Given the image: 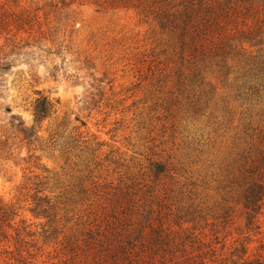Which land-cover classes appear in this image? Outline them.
Masks as SVG:
<instances>
[{
  "label": "rangeland",
  "instance_id": "obj_1",
  "mask_svg": "<svg viewBox=\"0 0 264 264\" xmlns=\"http://www.w3.org/2000/svg\"><path fill=\"white\" fill-rule=\"evenodd\" d=\"M154 8L0 0V61L6 38L30 31L21 33L30 45L0 73V264H104L99 240L127 217L165 224L179 255L213 244L220 255L207 253L209 264H243L242 245L264 258V207L251 230L240 201L246 158L259 145L247 126L258 118L235 94L241 56L227 80L206 64L199 76ZM38 92L52 111L28 146L11 116L33 125Z\"/></svg>",
  "mask_w": 264,
  "mask_h": 264
},
{
  "label": "trees",
  "instance_id": "obj_2",
  "mask_svg": "<svg viewBox=\"0 0 264 264\" xmlns=\"http://www.w3.org/2000/svg\"><path fill=\"white\" fill-rule=\"evenodd\" d=\"M136 1L142 5L144 11L149 3L155 7V17L162 29L170 27L176 30L180 59L194 66L199 76L204 77L202 66L206 64L212 66L220 77L227 80L233 71L230 61L233 60L234 53L241 56L239 63L242 70L236 77L235 94L236 98L246 105L245 112L250 117L258 118L254 122H249L247 126L252 130V140L256 139L259 145L256 153L246 158L252 166L243 175L244 188L240 201L247 213L248 228L260 229L258 215L264 207V0ZM4 31L9 34L12 30ZM16 31L17 33L10 38H6L4 44L6 51L4 50V62L0 61V73L11 70L12 63L8 62L10 57L18 55V50L30 45L21 44L25 40L21 33L30 31ZM245 43L252 48L256 47L257 51L248 55L243 49ZM52 75L56 76L55 73ZM37 94L39 97L33 103V125H26L15 114L11 116L12 120L19 121L17 125L12 123V126L22 135V140L28 146L39 139L35 125L49 117L52 111V103L48 96L40 95V92ZM34 185L35 189H39L42 184L39 181ZM39 200L49 202L47 197ZM5 217L4 215L2 219ZM116 219H119V216ZM118 224L120 225V221ZM124 224L126 227L122 230L116 231L106 240H99L101 248L95 252H101L104 264H209L207 253L211 252L212 257L220 255L213 244L208 245L210 249L207 252L200 251L190 256L186 253V248L182 249L183 253L179 255L178 238L165 224L155 227L153 224L145 223L137 227L136 222L129 217ZM148 227L150 233L146 232ZM187 238L195 243L190 236ZM181 244L186 245V242ZM225 247L226 241H223L222 250ZM237 251L243 264H264V258L251 259L248 256L249 248L246 245H242Z\"/></svg>",
  "mask_w": 264,
  "mask_h": 264
}]
</instances>
